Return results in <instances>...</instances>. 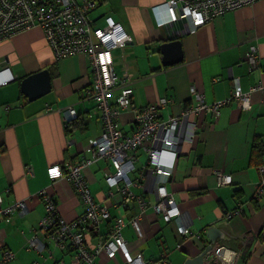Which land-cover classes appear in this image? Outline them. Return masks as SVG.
Listing matches in <instances>:
<instances>
[{"label":"crops","instance_id":"0c3cea01","mask_svg":"<svg viewBox=\"0 0 264 264\" xmlns=\"http://www.w3.org/2000/svg\"><path fill=\"white\" fill-rule=\"evenodd\" d=\"M95 1V8L88 14L94 24L101 27L105 18L111 17L131 38L124 48L112 52L117 82L112 102L125 80L133 90L134 108L153 104L159 98L171 100L159 110V118L165 120L180 116L185 107L193 104L191 86L211 104L230 96L234 78H238L244 92L255 84L264 85V0L215 17L194 34L185 20L159 25L166 18L164 0ZM173 38L181 43L183 59L163 66L159 46ZM251 45L256 46L260 59L256 70H249L244 61ZM2 67L10 69L14 80L0 87V207L24 202L26 212L22 215L14 211L10 222L0 218V257L2 250L8 249L16 254L10 264L68 262L70 254L56 248L49 233L39 227L45 213L40 192L45 190L53 198L66 221L84 212L71 185L62 177L50 179L47 170L53 166L63 170L66 164L92 157L101 120L91 97L89 60L79 55L54 61L41 30L36 28L0 42ZM42 69L50 73L51 91L29 102L20 91V81ZM250 103L248 110L233 102L223 106L216 122L209 114L201 115L191 141L184 137L187 124L178 128L182 138L166 188L173 194L181 216L166 223L148 207L141 220L142 239L136 238L130 225L123 230L132 253L138 251L145 261L157 264H170L169 257L176 256L175 264H182L208 243L207 228L219 226L230 239L217 243L247 251L237 264H264V196L253 200L261 175L259 164L251 159L252 142L259 137L263 154L258 159L264 162V95L254 92ZM69 108L76 112L72 122L68 119ZM133 117L132 109L121 111L120 129L131 132ZM137 159L130 177L139 184L130 190L151 206L157 200L155 178L151 169H143V151ZM215 171L231 175L232 183L219 185ZM112 172V166L104 160L84 171L95 201L109 207L111 218L120 216L128 221L139 213V207L137 201L123 203L120 194L109 195L105 178ZM141 173L144 177L139 179ZM235 190H240L239 197L234 196ZM236 208L241 214L228 219ZM112 222L113 219L106 220L97 228H89L86 245L93 247L107 238ZM179 224L188 227L187 238L178 235ZM32 238L36 247L28 249ZM251 238L253 241L248 242ZM95 264L124 262L120 255L108 259L101 254Z\"/></svg>","mask_w":264,"mask_h":264},{"label":"built area","instance_id":"2783aa9c","mask_svg":"<svg viewBox=\"0 0 264 264\" xmlns=\"http://www.w3.org/2000/svg\"><path fill=\"white\" fill-rule=\"evenodd\" d=\"M257 1L260 0H164L166 18L159 21V25L185 20L189 32L194 34L198 28L215 17ZM95 6V0H0V42L10 39L15 34L37 28L41 30L54 61L79 55L88 58L92 71L91 97L101 120V133L92 146L90 159H78L66 164L63 170L59 166L47 170L50 179L62 177L71 185L83 204V214L73 221H66L59 215L53 198L46 194L45 190H41L40 196L44 201L45 213L39 227L49 233L56 248L70 254L68 262L57 264H95V259L101 254L106 255L108 259L120 255L124 264H157L145 261L138 251L132 253L123 236V230L130 225L136 238L142 239L144 234L141 220L148 207L166 223L180 218L178 204L173 194L166 188L182 138L178 128L186 123L188 128L184 137L191 141L201 115L209 114L216 122L220 108L232 102L240 109L248 110L251 107V95L254 92H261L264 95V85L255 84L244 92L238 78H234L230 96L211 104L205 101L202 92L191 86L189 92L193 104L185 107L180 116H171L165 120L159 118V110L171 103V100L159 98L153 104L134 108L133 90L125 80L121 81L119 94L112 102L111 94L117 85L112 52L124 48L131 38L122 25L111 17L105 18L104 25L97 27L88 15ZM244 61L248 64L249 70L260 67L256 46L249 47L244 55ZM13 80L14 76L8 67L0 68V87L8 85ZM8 109L9 106L6 107V110ZM126 109H132L134 114L133 130L127 133L120 129L118 122L120 112ZM67 114L69 121L72 122L76 112L69 108ZM140 151L146 155L143 169H151L155 178L157 200L151 206L130 190L131 186L139 184V180L133 181L130 174L135 171ZM100 160L107 161L113 168V172L108 173L105 178L109 195L120 194L125 204L137 201L139 213L128 221L120 216L111 218L109 207L97 203L91 194L84 171L92 163ZM258 170L261 178L255 189L256 199L264 196V162L258 166ZM215 176L221 186L232 183L231 175L215 171ZM143 177L141 173L139 179ZM1 201L0 197V203ZM14 211H19L23 215L26 212L25 203L17 202L6 208L0 207V218L10 222V216ZM240 214L238 208L227 218ZM110 219H113V222L107 238L93 247H88L85 239L88 229L97 228L103 221ZM177 233L184 239L190 231L187 226L179 224ZM252 241L253 238L248 239V242ZM28 244V249L35 248V238L30 239ZM246 252L244 248L236 250L216 244L204 260L205 264H237L240 255ZM15 257L14 252L3 249L0 264H10Z\"/></svg>","mask_w":264,"mask_h":264},{"label":"water","instance_id":"95a60500","mask_svg":"<svg viewBox=\"0 0 264 264\" xmlns=\"http://www.w3.org/2000/svg\"><path fill=\"white\" fill-rule=\"evenodd\" d=\"M159 53L162 56L163 66H172L182 61V48L178 40L170 39L159 46ZM20 91L29 101L33 102L47 95L51 91V77L47 69L24 77L20 81ZM208 243L200 250L196 256H187L182 264H205V256L213 248L217 241H228L230 238L219 226H210L205 233Z\"/></svg>","mask_w":264,"mask_h":264},{"label":"trees","instance_id":"16d2710c","mask_svg":"<svg viewBox=\"0 0 264 264\" xmlns=\"http://www.w3.org/2000/svg\"><path fill=\"white\" fill-rule=\"evenodd\" d=\"M263 154V146H262V140L259 137H256L253 142H252V147H251V159L256 162V164L260 165V161L258 158ZM258 165V166H259ZM255 194V193H254ZM240 195V190H235L234 191V196L239 197ZM261 198V197H260ZM259 198V199H260ZM253 200H258L254 197L253 195ZM237 209V208H236Z\"/></svg>","mask_w":264,"mask_h":264},{"label":"rangeland","instance_id":"374dc122","mask_svg":"<svg viewBox=\"0 0 264 264\" xmlns=\"http://www.w3.org/2000/svg\"><path fill=\"white\" fill-rule=\"evenodd\" d=\"M216 244H219V243L216 242ZM216 244H215V245H216ZM222 245H223V244H222ZM177 253H179V252H177ZM175 259H176V256H170V257H169V262H170V264H171V263L175 264Z\"/></svg>","mask_w":264,"mask_h":264}]
</instances>
